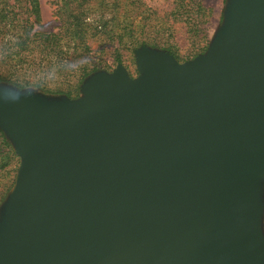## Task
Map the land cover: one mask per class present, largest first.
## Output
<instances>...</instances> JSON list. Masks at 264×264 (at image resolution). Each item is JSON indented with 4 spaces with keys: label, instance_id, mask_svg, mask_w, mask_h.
Here are the masks:
<instances>
[{
    "label": "water",
    "instance_id": "obj_1",
    "mask_svg": "<svg viewBox=\"0 0 264 264\" xmlns=\"http://www.w3.org/2000/svg\"><path fill=\"white\" fill-rule=\"evenodd\" d=\"M133 57L76 98L0 83V264H264V0L192 59Z\"/></svg>",
    "mask_w": 264,
    "mask_h": 264
},
{
    "label": "rangeland",
    "instance_id": "obj_2",
    "mask_svg": "<svg viewBox=\"0 0 264 264\" xmlns=\"http://www.w3.org/2000/svg\"><path fill=\"white\" fill-rule=\"evenodd\" d=\"M8 1L12 3L14 0ZM38 2L40 17L32 22L34 29L59 33V43L62 47L57 48V51L60 49L61 53L52 52L49 57H44L31 46L33 50L28 54L21 52L26 54L24 58L27 60L21 65L13 67L10 60L0 62V75L10 79L0 80V83L18 89H33L45 95H66L70 98L80 96V85L86 77L95 72L85 76L78 85V91H75V84L81 75L80 65L84 62L89 64L90 69L97 67L96 71L108 72H111L117 63H121L131 76H136L133 51L127 48L130 40L140 39L151 47H154L152 44H158L159 47L154 48L159 49L171 48L179 62L203 53L221 24L225 4V0H92L82 24V29L87 34L85 42L89 51L75 57L69 46V42L75 40H71L61 29L62 20L68 19V13L73 11L66 4L68 1ZM29 17L33 19L32 16ZM119 20L127 22L131 32L122 38V42L126 44L118 49L117 38L110 30L115 29L112 26ZM123 25L124 23L121 24ZM60 56L67 61L60 63ZM116 57L120 62L115 61ZM39 58L44 63L46 73L38 74L34 70L40 61ZM3 154L5 153L0 150V203L12 188L19 165L16 155L14 161H7Z\"/></svg>",
    "mask_w": 264,
    "mask_h": 264
},
{
    "label": "trees",
    "instance_id": "obj_3",
    "mask_svg": "<svg viewBox=\"0 0 264 264\" xmlns=\"http://www.w3.org/2000/svg\"><path fill=\"white\" fill-rule=\"evenodd\" d=\"M67 1L68 3L66 4L69 5L70 9L73 11L68 13V19L62 20L61 29L66 35H69L71 37V40H75L72 43L69 42V46L72 49V54H74L75 57L82 56L85 52L88 53L89 51V47L85 42V40L87 39V34L86 31L82 29V24L84 17L86 16L85 13L91 7L90 4L92 0ZM23 15H25V17H23ZM29 16H32L33 19H30ZM39 17L40 5L38 0H14L12 3H9L8 0H0L1 63L10 60L13 62V67L21 65L23 62L27 61L24 58L26 54H22L21 52L24 51L28 54L33 50L31 49V46L38 50V52L44 57H49L52 52L61 53L60 49L57 51V48L62 47L59 43V33H46L34 29V24L32 22L37 21ZM123 23L124 25L121 26V24ZM112 28H115L113 30L111 29L110 32H113L111 34H113L115 38H117V48H122L121 46H124V44H126V42H122V38L130 34L131 30L128 29L129 27L127 26V22L121 20L117 21V23L113 25ZM128 44L129 45L127 46V48L131 49V51H134V49L138 48L141 45H147L145 41L140 39L130 40ZM152 46L156 47L158 46V44H152ZM163 49L170 52L178 60L176 54L171 51V48ZM77 51H79V53H76ZM59 60L60 63H62L63 61H67L66 59H63L62 56L59 57ZM115 61L120 62V59L116 57ZM88 65L89 64L87 62H84L83 65H80L81 75L77 80V83L75 84V91H78V85L85 76L93 71L98 70L97 67H93L92 69H90ZM36 67L37 68H35L34 70L38 74L46 73L44 69V63L41 59L39 63H37ZM0 80L10 81L9 78H6L2 75H0ZM14 82L17 84V81L14 80ZM67 95H70V93H67ZM0 150L5 153L3 154V158L6 157L7 161H14L16 156L10 143L6 140L1 130ZM6 164L7 163H5V165Z\"/></svg>",
    "mask_w": 264,
    "mask_h": 264
}]
</instances>
